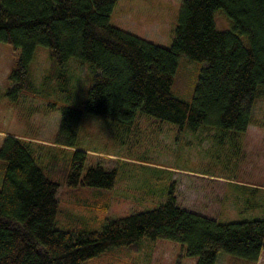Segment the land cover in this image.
Listing matches in <instances>:
<instances>
[{"label":"trees","instance_id":"trees-1","mask_svg":"<svg viewBox=\"0 0 264 264\" xmlns=\"http://www.w3.org/2000/svg\"><path fill=\"white\" fill-rule=\"evenodd\" d=\"M117 1L0 0V41L20 49L9 74L11 92L36 89L29 66L42 44L50 49L54 67L73 57L93 67L87 113L131 124L143 110L182 128H248L264 86V0H181L171 47L111 24ZM220 8L232 18L231 29L217 28ZM181 53L205 62L191 101L172 92ZM82 113L62 107L55 139L72 149L67 183L112 188L115 168L97 164L83 171L88 151L78 146ZM33 143L7 135L0 147V264H80L145 236L184 243L197 264H215L220 251L255 262L264 249V217L219 221L188 210L178 204L175 185L157 208L107 218L99 230L58 227L60 183L46 175Z\"/></svg>","mask_w":264,"mask_h":264},{"label":"rangeland","instance_id":"rangeland-1","mask_svg":"<svg viewBox=\"0 0 264 264\" xmlns=\"http://www.w3.org/2000/svg\"><path fill=\"white\" fill-rule=\"evenodd\" d=\"M181 0H118L111 24L144 39L171 47ZM218 29H231L232 18L217 9ZM245 40V36L241 35ZM20 49L0 41V147L7 135L32 140L33 154L46 175L60 183L57 226L99 230L107 218H120L164 203L172 185L178 204L219 221L264 217V86L245 131L201 125L197 129L138 110L131 124L84 111L94 69L73 57L54 67L50 49L37 44L29 66L36 89L11 92L9 74ZM205 62L178 58L172 92L191 101ZM83 111L79 149L87 150L84 172L91 165L115 168L112 188L71 186L66 177L72 149L55 143L62 107ZM4 167L0 164V185ZM186 245L142 237L114 245L80 264H197ZM215 264H264V249L255 262L220 251Z\"/></svg>","mask_w":264,"mask_h":264},{"label":"crops","instance_id":"crops-1","mask_svg":"<svg viewBox=\"0 0 264 264\" xmlns=\"http://www.w3.org/2000/svg\"><path fill=\"white\" fill-rule=\"evenodd\" d=\"M177 199H178V197H177ZM263 251V250H262ZM262 251H261V254H260V256L262 255Z\"/></svg>","mask_w":264,"mask_h":264}]
</instances>
